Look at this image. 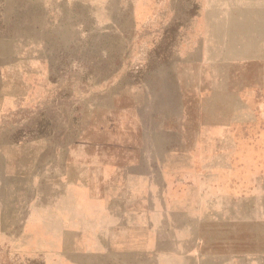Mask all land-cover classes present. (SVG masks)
Segmentation results:
<instances>
[{"label":"rangeland","instance_id":"obj_1","mask_svg":"<svg viewBox=\"0 0 264 264\" xmlns=\"http://www.w3.org/2000/svg\"><path fill=\"white\" fill-rule=\"evenodd\" d=\"M238 11V0H0L1 110L24 160L12 178L23 201L35 192L46 201L58 150L80 147V137L86 148L106 144L136 117L134 90L148 85L152 114L182 113L190 177L222 182L232 210L262 218L264 231V44L223 37V21ZM178 63L188 88L181 109L172 89H159L176 86ZM218 128L230 134L210 138ZM0 264L42 262L4 246Z\"/></svg>","mask_w":264,"mask_h":264},{"label":"crops","instance_id":"obj_2","mask_svg":"<svg viewBox=\"0 0 264 264\" xmlns=\"http://www.w3.org/2000/svg\"><path fill=\"white\" fill-rule=\"evenodd\" d=\"M238 8L223 21V37L264 44V0H238ZM209 30L208 43L215 38L214 26ZM175 71L176 86L159 89H172L175 109H181L188 91L183 64ZM134 91L142 96L133 105L137 115L121 120L110 141L86 148L80 137V147L58 150L62 158L52 160L58 172L39 203L37 192L23 201L21 183L13 180L21 178L24 160L6 136L1 109L8 93L0 85V249L10 246L42 264H264L262 218L247 220L232 210L222 182L192 179L182 113L152 114L148 85ZM217 130L210 138L230 134ZM145 140L170 144L152 149Z\"/></svg>","mask_w":264,"mask_h":264}]
</instances>
